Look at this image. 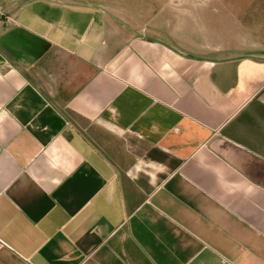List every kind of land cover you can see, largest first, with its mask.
I'll return each mask as SVG.
<instances>
[{
    "label": "crops",
    "instance_id": "0c3cea01",
    "mask_svg": "<svg viewBox=\"0 0 264 264\" xmlns=\"http://www.w3.org/2000/svg\"><path fill=\"white\" fill-rule=\"evenodd\" d=\"M127 22L0 0V264H264V44Z\"/></svg>",
    "mask_w": 264,
    "mask_h": 264
},
{
    "label": "rangeland",
    "instance_id": "374dc122",
    "mask_svg": "<svg viewBox=\"0 0 264 264\" xmlns=\"http://www.w3.org/2000/svg\"><path fill=\"white\" fill-rule=\"evenodd\" d=\"M59 1L98 6L129 26L153 28L159 37L210 58L264 44V0Z\"/></svg>",
    "mask_w": 264,
    "mask_h": 264
}]
</instances>
